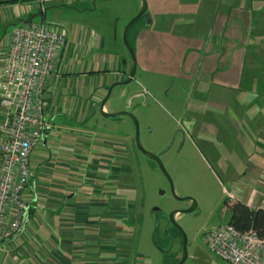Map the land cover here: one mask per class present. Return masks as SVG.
I'll return each instance as SVG.
<instances>
[{
	"label": "crops",
	"instance_id": "crops-1",
	"mask_svg": "<svg viewBox=\"0 0 264 264\" xmlns=\"http://www.w3.org/2000/svg\"><path fill=\"white\" fill-rule=\"evenodd\" d=\"M88 1L0 0V85L11 36L19 24L33 22L36 12L44 16L47 4L71 6ZM152 5L153 23L149 28L154 25V30L142 29L135 34L139 66L156 76L190 83L195 79L200 83L202 96L206 95L204 86L210 87L207 91L210 96L214 93L215 100L207 98L205 106L226 112L227 118L234 116L238 123L234 119L233 123L238 126L239 134L244 133L255 151H260L250 156L248 171L237 175L240 179L229 178L231 189L225 187L224 191L233 202L242 201L252 209L264 207V130H260L259 138L254 134L253 140L250 130H239L247 111L245 105L239 107L240 94L263 96L264 92V0H152ZM9 27L13 29L10 31ZM103 37L79 35L71 40L67 34V43L59 52L54 73L47 81L44 116L50 128L41 143L44 141L47 146L52 130H62L63 139L71 145L55 146L56 156L53 152L52 158L56 160L46 163L53 167L50 177L44 175L34 191L36 202L30 223L45 233L37 244L39 248L31 250L30 259L37 264H97L99 258L112 259L115 214L121 215V222L134 218L131 213L134 205L126 200L134 184L129 182L132 188L118 185L119 191H115L113 181L129 173L122 169L119 175L115 170L111 139L97 129L108 120L98 105L113 83L127 78L131 62L122 51L109 57L103 55L106 47ZM120 95L125 98V90ZM163 95L167 97V91ZM105 110L125 111L123 107L108 104ZM57 119L60 126L56 125ZM8 120L3 111L0 141ZM202 125V130L209 127L206 123ZM220 126L224 130L226 124L222 122ZM62 169L70 171L68 178L60 177L64 174ZM31 181L33 185L34 177ZM65 182L69 183L71 192L65 191L62 185ZM49 212L52 217H59L53 226L46 221ZM122 228L131 234L134 230ZM133 242L132 238L122 245L127 246H124L127 257ZM86 249L90 250L88 254H78Z\"/></svg>",
	"mask_w": 264,
	"mask_h": 264
},
{
	"label": "rangeland",
	"instance_id": "rangeland-1",
	"mask_svg": "<svg viewBox=\"0 0 264 264\" xmlns=\"http://www.w3.org/2000/svg\"><path fill=\"white\" fill-rule=\"evenodd\" d=\"M147 4L148 14L153 22L152 0H147ZM141 6L142 0H90L71 6L61 3L56 6L50 3L44 8L46 10L44 16L35 13L33 22L58 25L69 34L71 40L79 35L84 38L104 36L106 47L103 55L109 57L122 51L126 59L131 61L124 33L129 22L139 13ZM144 22L143 19L136 24L129 34L136 58L138 46L134 34L138 30L153 31L155 28L154 25L151 28L145 27ZM9 29L11 31L13 27ZM197 83L195 79L190 83L174 77L156 76L141 69L137 60L134 80L129 85L116 87L112 91L108 106L123 107L125 111L135 115L141 128V142L148 152L159 154L165 150L176 130L190 129L194 139L188 141L180 153L174 147L162 158L174 183L176 197L160 168L139 152L136 145V129L130 118L119 116L108 119L103 127L97 128L111 139L110 151L113 164L117 167L115 170L119 175L122 169L129 173L121 180L113 181L115 184L110 181V184L115 185V191H119L118 185L132 188L129 182L134 184V190L126 194V200L132 201L134 205L131 212L134 218L121 222L119 221L121 215L115 214L114 230L111 233L112 237L110 236L115 251L114 257L109 260L99 258L97 264H167L164 254L157 248L153 239L165 240L170 214L174 211L188 210L193 204L192 200L197 202V208L191 213H180L176 217L177 224L188 239V259L185 264H227L218 260L207 249L203 243V233L229 223L231 213L227 206L221 205L225 195L223 186L230 191L229 178L248 171L250 156H254V153L260 154V151H255L253 143L243 135L244 133L239 134L238 126L233 123V119L237 122L234 116L231 119L227 118L226 112L205 106L207 98L209 101L215 100L212 97L214 93L210 96L207 91L210 87L204 86L206 95H200L201 87L200 83ZM123 90L126 97L122 99L120 94ZM164 91H167V97L163 95ZM240 95L239 107L245 105L247 111L243 127L239 130L243 132L250 130L252 134L249 136L252 140L255 138L254 134L259 138L260 130H264V92L263 96H250L244 93ZM222 122L226 124L224 130L220 126ZM205 123L209 127L202 130V124ZM56 125H61L59 119ZM63 134L62 130H52L48 145H44L43 141L36 147L30 160L35 189L44 175L45 178L50 177L48 175L51 174L53 167L50 168L46 163L50 159L56 160V157L52 158L53 152L56 156L55 146L71 145V142L63 139ZM98 151H101L100 148ZM62 171L64 174L60 177L68 178L70 171L67 169ZM62 185L66 192H71L68 182ZM32 186L24 191V201L32 202L35 198V189ZM155 208L160 209L159 230L153 238L157 221L156 213L153 212ZM58 219V216L52 217L49 212L46 221L53 226ZM122 227L126 229L133 227L134 230L130 231L131 234L124 232ZM27 228L22 235L11 238L0 247V264H37L30 259L31 250L39 248L37 244L41 243L45 233L33 228L30 222ZM176 232H172L174 237L172 254L180 261L183 240L179 231ZM96 233L101 235L99 232ZM45 238L47 239L46 236ZM132 238L134 242L131 243V251L127 257L128 250L125 249L127 246L122 245L126 244L127 240L130 242ZM88 251L86 249L78 254L84 256ZM173 255L171 260L174 258ZM170 262L169 259L168 263Z\"/></svg>",
	"mask_w": 264,
	"mask_h": 264
},
{
	"label": "built area",
	"instance_id": "built-area-1",
	"mask_svg": "<svg viewBox=\"0 0 264 264\" xmlns=\"http://www.w3.org/2000/svg\"><path fill=\"white\" fill-rule=\"evenodd\" d=\"M66 43L65 30L45 22L23 23L11 36L0 85V115L9 118L0 141V244L17 235L29 206L23 193L33 178L31 155L50 128L44 116L47 81ZM203 243L227 264H264V237L253 229L219 226Z\"/></svg>",
	"mask_w": 264,
	"mask_h": 264
},
{
	"label": "water",
	"instance_id": "water-1",
	"mask_svg": "<svg viewBox=\"0 0 264 264\" xmlns=\"http://www.w3.org/2000/svg\"><path fill=\"white\" fill-rule=\"evenodd\" d=\"M143 19L145 21L144 22L145 27H150L152 25L153 22L151 20L150 15L148 14V4H147V0H142V6H141V9H140L139 13L129 22V24L127 25V27L125 29V33H124L125 44L127 46V49L129 50V53H130V56H131V61H130L131 62V70L129 72L128 78L125 81H119V82H115L114 84H112L111 87L108 90L107 96L98 105V107H99L100 113L102 114V116L104 118H107V119H115V118H117L119 116H126V117H128V118H130L132 120V122H133V124L135 126V129H136V145H137V148H138L139 152L141 154H143L146 158H148L151 161L155 162L159 166L160 170L162 171V173L164 174V176L167 178V180H168V182H169V184L171 186L172 193L176 196L174 183H173L170 175L168 174V172H167V170L165 168L164 163L161 161L160 156L157 155V154L150 153V152H148L144 148V146H143V144L141 142V128H140V124H139V121L137 120V118L135 117V115L132 114L131 112H128V111L107 112L105 110V106H106L107 102L109 101L110 96H111L112 91L114 90V88L119 87V86H127L135 78L136 71H137V58H136V55H135V51H134L132 45L130 44L129 34H130V31H131L132 27L138 21L143 20ZM95 109H97V107ZM32 188L35 189L34 183H33ZM163 193L164 192H162V194ZM178 199H180V198H178ZM187 199H190V198H187ZM34 201H36V197L34 198ZM192 201H193V204H192V206L188 210L183 211V212L174 211V212H172L170 214L168 226L166 228V234H167V236L169 237V240H170V246H169L168 249H163L162 247H160L156 243V240L153 239V241H154L155 245L157 246V248L160 251H162L163 254H165V253H167V252H169V251H171L173 249V243H174V240L171 238V236L169 234V228H175L176 230L179 231V233H180V235L182 237V240H183V248H182V256H181V259H180V261L177 264H185L186 261H187V259H188V239H187L186 234L183 232V230L177 224L176 217L180 213H191V212H193L197 208V202L195 200H192ZM32 203L27 207L26 212H25V216H24V221H23L22 227H21L20 231L17 233V235H15V237H18V236H20V235H22L24 233V231L26 229V225L29 222L30 211H31V208H32ZM159 210L160 209L155 208L153 210V212L154 213H157ZM158 228H159V220L157 218L156 226H155V230H154V236H155ZM7 242H5V243H7ZM3 244L4 243H1L0 244V247Z\"/></svg>",
	"mask_w": 264,
	"mask_h": 264
},
{
	"label": "trees",
	"instance_id": "trees-1",
	"mask_svg": "<svg viewBox=\"0 0 264 264\" xmlns=\"http://www.w3.org/2000/svg\"><path fill=\"white\" fill-rule=\"evenodd\" d=\"M141 21L142 20L138 21L136 24H138ZM135 25L132 27L130 33L132 32V30L135 27ZM135 34H134V36H135ZM130 44L132 45L131 41H130ZM30 185H31V183H30ZM34 197H36V195ZM32 202H29V205L32 203V208H31V211H30V218H31V212L34 209L36 201H34V199H33ZM227 207H228V209H229V211L231 213L230 221H229L228 224L234 226L238 231H241V232L253 229V230H255L257 232V234L260 237H264V207L259 208V209H252L248 205L243 203L242 201H235L233 203H229L227 205ZM30 218H29V222H30ZM29 222H28V224H29ZM27 225H26V228H27ZM158 230H157V232H158ZM176 231L177 230L175 228H169V234H170V236H171V238L173 240H174V237L172 235V232H176ZM176 234H177V232L174 235H176ZM156 243L160 247L166 246L167 247L166 249H168L169 246H170V240H169V237L167 236V234H166L165 240H162V241H160V240L157 241L156 240ZM160 244H162V246ZM172 250L164 254V257L166 259V263L167 264H177L179 262V261L176 260L175 256L172 254ZM171 255L174 256V258L172 260H171ZM169 259L171 261L170 263H168Z\"/></svg>",
	"mask_w": 264,
	"mask_h": 264
},
{
	"label": "flooded vegetation",
	"instance_id": "flooded-vegetation-1",
	"mask_svg": "<svg viewBox=\"0 0 264 264\" xmlns=\"http://www.w3.org/2000/svg\"><path fill=\"white\" fill-rule=\"evenodd\" d=\"M129 75V74H128ZM127 78H128V76H127ZM127 78L125 79V80H127ZM124 80V81H125ZM145 94V93H144ZM193 133H191V131L190 130H176L175 132H174V134H173V136H172V138H171V141L168 143V145H167V147H166V149L165 150H163V151H161L159 154H157V155H159L160 156V159H161V161L163 162V155L165 154V153H167L169 150H171V148H176V151L177 152H181L182 151V149L186 146V144H187V142L188 141H193ZM119 145V144H118ZM150 160V159H149ZM153 162V161H152ZM154 164H156L155 162H154ZM157 165V164H156ZM158 166V165H157ZM159 167V166H158ZM225 187L223 186V189H224ZM36 193V192H35ZM223 193L225 194L224 195V198H223V200H222V206H227L229 203H230V201L232 202L233 201V199H232V197H230L228 194H227V192H225L224 190H223ZM36 195V194H35ZM221 205H220V207H221ZM159 214H160V210L155 214V216H156V219L157 218H159ZM159 220V219H158ZM159 229V228H158ZM208 231H206L205 233H203V236L207 233ZM155 236H156V234H155ZM154 235H153V238L155 237ZM159 241V240H158ZM159 243V242H158ZM161 246H162V244H160ZM169 245V244H168ZM162 248L164 249H166L167 247L166 246H162ZM182 248H183V241H182V247H181V255H182Z\"/></svg>",
	"mask_w": 264,
	"mask_h": 264
}]
</instances>
